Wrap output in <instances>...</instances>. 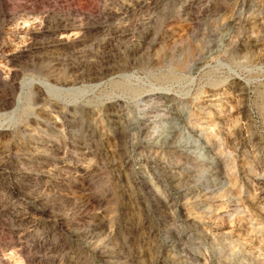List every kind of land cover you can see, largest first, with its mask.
I'll list each match as a JSON object with an SVG mask.
<instances>
[{"label": "rangeland", "instance_id": "1", "mask_svg": "<svg viewBox=\"0 0 264 264\" xmlns=\"http://www.w3.org/2000/svg\"><path fill=\"white\" fill-rule=\"evenodd\" d=\"M0 264H264V0H0Z\"/></svg>", "mask_w": 264, "mask_h": 264}, {"label": "bare ground", "instance_id": "2", "mask_svg": "<svg viewBox=\"0 0 264 264\" xmlns=\"http://www.w3.org/2000/svg\"><path fill=\"white\" fill-rule=\"evenodd\" d=\"M236 92H237V95H242L243 94V91L241 90V89H238V90H236ZM217 109V108H216ZM123 137V136H122Z\"/></svg>", "mask_w": 264, "mask_h": 264}]
</instances>
